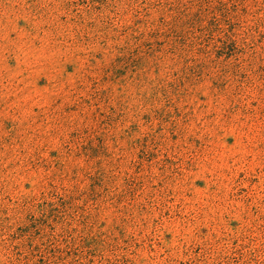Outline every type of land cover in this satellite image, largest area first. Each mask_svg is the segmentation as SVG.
I'll list each match as a JSON object with an SVG mask.
<instances>
[{"label":"rangeland","instance_id":"374dc122","mask_svg":"<svg viewBox=\"0 0 264 264\" xmlns=\"http://www.w3.org/2000/svg\"><path fill=\"white\" fill-rule=\"evenodd\" d=\"M0 264H264V0H0Z\"/></svg>","mask_w":264,"mask_h":264}]
</instances>
